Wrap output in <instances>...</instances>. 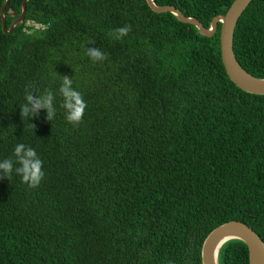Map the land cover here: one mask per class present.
<instances>
[{
  "label": "trees",
  "instance_id": "obj_1",
  "mask_svg": "<svg viewBox=\"0 0 264 264\" xmlns=\"http://www.w3.org/2000/svg\"><path fill=\"white\" fill-rule=\"evenodd\" d=\"M22 1L4 7L7 28ZM232 1L154 3L209 27ZM4 3L0 162L23 143L45 175L35 188L15 171L0 178V264H202L204 238L230 220L264 242V95L229 79L219 24L204 36L146 0H27L6 33ZM87 48L107 58L94 62ZM233 51L264 78V0L240 15ZM65 76L87 104L75 126L62 107ZM26 91L53 93L52 120L43 108L21 116ZM217 259L248 264L247 246L227 240Z\"/></svg>",
  "mask_w": 264,
  "mask_h": 264
},
{
  "label": "water",
  "instance_id": "obj_2",
  "mask_svg": "<svg viewBox=\"0 0 264 264\" xmlns=\"http://www.w3.org/2000/svg\"><path fill=\"white\" fill-rule=\"evenodd\" d=\"M9 0L1 7L2 29L10 33L13 27L24 18L25 3L22 1L20 16L6 27L3 18V9ZM251 0H233L224 14L216 15L205 27L194 17H187L174 6H157L154 0H146L148 6L155 12H170L179 21L194 25L198 32L204 36H212L220 25L219 45L220 56L226 74L229 79L240 89L252 93L264 95V78H257L247 73L237 61L233 51V33L236 23ZM230 239L243 241L248 250V264H264V242L260 236L246 223L239 220H230L213 228L204 238L201 246V263L218 264V251L221 245Z\"/></svg>",
  "mask_w": 264,
  "mask_h": 264
},
{
  "label": "clouds",
  "instance_id": "obj_3",
  "mask_svg": "<svg viewBox=\"0 0 264 264\" xmlns=\"http://www.w3.org/2000/svg\"><path fill=\"white\" fill-rule=\"evenodd\" d=\"M130 31V25L118 28L115 30V38L121 39ZM86 55L91 57L94 62L107 58L99 48H87ZM59 92L63 97L62 107L66 110V120L74 126L78 125L82 121L87 107L82 94L72 88V79L67 76L63 77ZM25 99L26 103L21 105L20 108L22 117L35 116L38 110L43 108L47 109L48 120L54 118L56 108L54 106V95L51 91L38 95V97H34L31 92L26 91ZM14 156L15 161L8 158L0 162V178L7 177L10 179L13 171H15L29 187H38L45 174L42 171V161L37 156L36 151L32 147L20 143L14 148ZM14 164L20 166L14 168Z\"/></svg>",
  "mask_w": 264,
  "mask_h": 264
}]
</instances>
